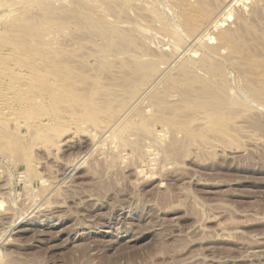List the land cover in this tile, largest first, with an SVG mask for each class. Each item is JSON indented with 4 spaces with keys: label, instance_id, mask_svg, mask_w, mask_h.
<instances>
[{
    "label": "rangeland",
    "instance_id": "374dc122",
    "mask_svg": "<svg viewBox=\"0 0 264 264\" xmlns=\"http://www.w3.org/2000/svg\"><path fill=\"white\" fill-rule=\"evenodd\" d=\"M2 4L0 264H264V0ZM236 17L248 19L245 31ZM87 18L129 30L134 50L101 40ZM180 32L190 41L174 50ZM143 50L149 63H168L132 103L127 91L155 79L134 67ZM199 58L218 65L215 76L184 77L188 61L203 75Z\"/></svg>",
    "mask_w": 264,
    "mask_h": 264
},
{
    "label": "bare ground",
    "instance_id": "6f19581e",
    "mask_svg": "<svg viewBox=\"0 0 264 264\" xmlns=\"http://www.w3.org/2000/svg\"><path fill=\"white\" fill-rule=\"evenodd\" d=\"M58 1H59V0H58ZM262 1H263V0H262ZM226 2H227V1H226ZM228 2H229V1H228ZM237 2H239V1H237ZM260 2H261V1H260ZM59 3H60V2H59ZM160 3H162V2H160ZM221 3H222V2H221ZM152 4H153V3H152ZM223 4H224V3H223ZM227 4H228V3H227ZM261 4H262V3H261ZM261 4L259 3V5H261ZM50 5H51V4H50ZM154 5H155V4H154ZM164 5H165V4H164ZM218 5H220V4H218ZM218 5H217V6H218ZM229 5H230V2H229ZM3 6H4V4L0 5L1 8H2ZM166 6H167V4H166ZM166 6H165V8H166ZM221 7H222V6H221ZM227 7H228V5H227ZM227 7H226V8H227ZM60 8H61L60 5H59V7L56 6V5H55V6H51V8L48 7V6H46V5H44V11H45V14H50V13H52L53 11H56V10H58V9H60ZM226 8H225V9H226ZM261 8H262V5H261ZM164 10H165V9H164ZM164 10H163V11H164ZM219 10H220V9H219ZM254 10H255V9H254ZM258 10H259V9H258ZM261 10H262V9H261ZM225 11H226V10H225ZM252 11H253V9H252ZM255 11H256V10H255ZM255 11H254V12H255ZM222 12L224 13V10H222ZM229 12H230V11H229ZM220 13H221V12H219V14H220ZM223 13L220 14V17L218 16L219 14H217V15L214 16V17H212L214 14H216L215 12H214V14H213L212 16H211V14H209V16H210V21L207 22V24L205 25V27H204L203 30H200V29H199V30L201 31V32L198 31L199 34L202 33L201 36L203 37V35H204L203 32H205L206 29H209V28H210V29H214L216 26H219L218 22L221 21V19H220L221 16H222V19H223L224 16H227V14L225 15V13H224V14H223ZM227 13H228V12H227ZM238 13H239V12H238ZM241 13H242V12H241ZM256 13H257V12H256ZM228 14H229V13H228ZM246 14H247V13H246ZM253 14H254V13H253ZM258 14H259V13H258ZM27 15H28V14L26 13V16H27ZM250 15H251V14H250ZM259 15H260V14H259ZM217 16L219 17V19H217V18H218ZM255 16H257V15H255ZM211 17H212V18H211ZM240 17H241V15H240ZM244 17H245V16H244ZM155 18H157V17H155ZM226 18H227V17H226ZM226 18H225V19H226ZM236 18H237V17H236ZM242 18H243V17H242ZM165 19H166V18H165ZM237 19H239V18H237ZM130 20H131V19H129V20L127 21V24H131V21H130ZM141 20H142V19H141ZM141 20H140L139 22H136V23H135V26H138L140 32H146L148 29H147V27H145V25L143 24L144 21H143V23H142ZM223 20H224V19H223ZM239 20H240V19H239ZM239 20H238V22H239V25L241 26V27H240V30L243 31L244 28H246V24L248 23V22H246V21H247L248 19H246V21H245L246 23H245L243 20H242V21H241V20L239 21ZM244 20H245V19H244ZM132 21H133V20H132ZM233 21H234V20H233ZM104 22H105V21H104ZM104 22H103V23L94 22V20L92 21L91 18H87L86 23H84V24L82 23V25L86 26L87 29H89L88 27H90V29L92 30V32L95 33V35L97 34V37H100L101 40H105V41H107L109 38L115 37V39L113 38L114 40H116V38L119 40V41L116 40L115 43H123V44H125V51H128V50L133 51V50H134V49H131V48L133 47V43H134V42H132L133 39L131 38L132 36H130V32H129L128 29H127V30H128L127 33H128V32H129V33H128V34H127V33L124 34V32L122 33V31H120L121 29L119 30V28L117 29V28H115V26L109 25V23H104ZM125 22H126V21H125ZM134 22H135V21H134ZM167 22H168V21H167ZM173 22H174V21H173ZM179 23H180V22H179ZM220 23H221V22H220ZM222 23H223V22H222ZM236 23H237V22H236ZM236 23H235V24H236ZM164 24H165V23H164ZM174 24H175V23H174ZM80 25H81V24H80ZM133 25H134V24H133ZM157 25H158V24H157ZM167 25H168V24H167ZM175 25H176V24H175ZM220 25H221V24H220ZM225 25H226V24H225ZM239 25H237V26L239 27ZM84 26H83V28H85ZM177 26H178V25H177ZM222 26H223V24H222ZM242 26H243V27H242ZM80 27H81V26H80ZM151 27H152V26H151ZM219 27H220V26H219ZM238 27H236V28H238ZM126 28H127V27H125V29H126ZM154 28H155V27H154ZM229 28H230V27H229ZM157 29H159V28H157ZM165 29H167V28L165 27ZM165 29L163 28V31H165ZM183 29H184V28H183ZM238 29H239V28H238ZM238 29H237V31L241 32V31L238 30ZM242 29H243V30H242ZM176 30H178V29L176 28ZM179 30H180V29H179ZM214 30H215V29H214ZM225 30H227V29H225ZM232 30H233V29H232ZM137 31H138V30H137ZM181 31H182V30H181ZM208 31H209V30H208ZM212 31H213V30H212ZM230 31H231V30H230ZM244 31H245V30H244ZM134 32H135V31H133V33H134ZM170 32H171V31H170ZM174 32L176 33V31H174ZM178 32H179V31H178ZM196 32H197V31H196ZM233 32H234V31H233ZM155 33H156V32H155ZM180 33H181V32H180ZM180 33L177 34V37H174V36H173V38H172V40H174V42H175V44H173L174 46H172L174 50H176V47H177V46H179V47L181 46L182 41H190V38L188 39V36H187V35L182 34L183 32L181 33L182 35H181ZM230 33H231V32H230ZM131 34H132V33H131ZM152 34H153V33H152ZM152 34H151V35H152ZM157 34H158V33H157ZM157 34H156V35H157ZM160 34L164 35V34L161 33V32H160ZM160 34H158L157 36L159 37ZM166 34L168 35V34H169V31H168V33H166ZM171 34H172V33H171ZM194 34H195V33H194ZM95 35H94V36H95ZM153 35H154V34H153ZM179 35H180V36H179ZM209 35H210V34H209ZM232 35H234V33H233ZM149 36H150V35H149ZM160 36H161V35H160ZM181 36H182V38H181ZM196 36H197V35H196ZM210 36H211V35H210ZM212 36H213V35H212ZM227 36H228V34H227ZM152 37H154V36H152ZM164 37H165V35H164ZM167 37H168V36H167ZM169 37L171 38V36H169ZM189 37H190V36H189ZM193 37H195V36H193ZM208 37H209V36H208ZM161 38H162V37H161ZM161 38H160V39H161ZM180 38H181V39H180ZM183 38H185V39H183ZM198 38H199V37H197V39H198ZM204 38H206V37H204ZM217 38H218V37H217ZM134 39H136V38L134 37ZM145 39H146V38H145ZM150 39H151V37H149V39H147V40H150ZM154 39H155V37H154ZM167 39L169 40V38H167ZM201 39H202V38H201ZM140 40H141V39H140ZM152 40H153V39H152ZM156 40H157V39H156ZM194 40H195V39H194ZM134 41H135V40H134ZM153 41H155V40H153ZM160 41H161V40H160ZM169 41H170V40H169ZM200 41H201V40H200ZM204 41H205V39H204ZM208 41H209V40H208ZM219 41H220V40H219ZM136 42H137V41H136ZM143 42H144V41H143ZM156 42L160 44L162 41H161V42H158V40H157ZM172 42H173V41H172ZM201 42L203 43V40H202ZM214 42H215V41H214ZM220 42H222V41H220ZM141 43H142V42H141ZM153 43H155V42H153ZM157 43H155V44H157ZM206 43H207V42H206ZM161 44H163V42H162ZM187 44H188V43H187ZM113 45H114V44H113ZM137 45H138V43H137ZM139 45H140V44H139ZM171 45H172V43H171ZM218 45H219V44H218ZM116 46H117V45H114L115 48H118V47H116ZM142 46H143V45H142ZM144 46H145V44H144ZM151 46H152V44H150V47H151ZM203 46H204V45H203ZM211 46H212V45H211ZM213 46H214V45H213ZM134 47H136V46L134 45ZM145 47H146V46H145ZM152 47H154V45H153ZM156 47H157V46H156ZM182 47H184V45H183ZM186 47H187V46H186ZM146 48H147V47H146ZM158 48L161 50V45H160ZM162 48H163V47H162ZM180 48H181V47H180ZM211 48H212V47H211ZM211 48H210L209 51L206 50V54H207V55H210V56H211V53H212V52H211V51H212ZM149 49H150V48H149ZM154 49H156V48H154ZM159 49H158V50H159ZM182 49H183V48H182ZM184 49L186 50L187 48L184 47ZM184 49H183V50H184ZM208 49H209V48H208ZM160 50H159V51H160ZM180 50H181V49H180ZM183 50H182V52H183ZM136 51H138V49H137ZM136 51H134V53H133V52H132V53H133V54H135V53H139V52H136ZM139 51H140V50H139ZM143 51H144V50H143ZM177 51H178V50H177ZM214 51H215V49H213V52H214ZM141 52H142V51H141ZM147 52H148V51H147ZM172 52H173V53H171V54H173V55H174V53H176V52H174L173 50H172ZM180 52H181V51H180ZM182 52H181V53H182ZM177 53H178V52H177ZM181 53H180V54H181ZM186 53H187V52H186ZM203 53H204V52H203ZM214 53H215V52H214ZM140 54H141V53H140ZM144 54H146L145 51L142 53V55H139V56H138V55H136V56L133 55L134 58H136V57L139 58V59L136 58L137 62H135V63H137V64H136L137 67H136V66H134V67H135L136 70H138V69H143V70H145V72L148 73V74L154 73V74H153V77H155V79H153V80H152L147 86H145L144 88L142 87L141 89H136V90H132V91H129V92L127 91V95H128L127 98H128L129 100H133L132 103H136V102H138L139 100L142 101L143 99H145V98H144L145 96H147V95L151 94V92H153V90H152V89L154 88V87L152 88L153 83L155 82V80H156L158 77H160V75L163 73L162 71H164V70H163L164 68H163L162 65H163V64L166 65V64L168 63V62H167V63L165 62L166 59H161V60H160V64H158L157 62H156L157 64L154 63V62H152V63H154V64L149 63V62L147 61V55H144ZM148 54H150V53L148 52ZM201 54H202V53H201ZM151 55H152V54H151ZM175 55H176V54H175ZM183 55H184V54H183ZM190 55H191V54H190ZM216 55H217V54H216ZM214 56H215V55H214ZM170 57H172V56L169 55L168 59H169ZM176 57H177V59L180 58L179 55H178V56L176 55ZM178 57H179V58H178ZM182 57H183V56H182ZM189 57H190V56H189ZM203 57H204V56H203ZM211 57H212V56H211ZM149 58H151V57H149ZM191 58H192V57H191ZM172 59L175 60V58H173V57H172ZM177 59H176V60H177ZM181 59H184V58H181ZM181 59H180V60H181ZM185 59H186V58H185ZM193 59H194V58H193ZM202 59H203L202 61H201L200 58H199V60H197V59H196V60L199 61V62H201V64L198 63V65H201V69H200V70H201V72L203 73V75H201V73H195V72H194L195 70L193 71V69L191 70V69H190L191 66L189 67V65H190L191 63H188L189 61H188V62H185V63L182 62V65L180 64L181 67L178 68V70L180 69L181 72H183V73L185 74L184 77H186V75H190V73H192L191 75H193V76H192L193 79H191V80H193V81H196V80L198 81V79H199L200 77L203 78V76L206 75V74H207V77H210V76L213 77V76H215L214 73L216 72V70H217V68H218V67H217L218 65H216V64H215V65H214V64H210L211 62L209 63V62L207 61V58H206V59H205V58H202ZM208 59H209V58H208ZM151 60H152V59H151ZM153 60H154V58H153ZM155 60H156V59H155ZM155 60H154V61H155ZM176 60H175V61H176ZM196 60H195V61H196ZM133 61H134V60H133ZM157 61H158V60H157ZM175 61H174V63H175ZM178 61H179V60H178ZM195 61H194V62H195ZM197 61H196V62H197ZM213 61H215V60H213ZM150 62H151V61H150ZM218 62H220V61H218ZM223 62H224V61H223ZM225 62H226V61H225ZM225 62H224V63H225ZM174 63L172 62V64H174ZM214 63H215V62H214ZM172 64H171V65H172ZM176 64H178V63H175L174 66H175ZM134 65H135V64H134ZM168 65H170V64H168ZM171 65H170V67H173V66H171ZM160 66H162V68H161ZM166 66H167V65H166ZM176 67H177V66H176ZM195 67H196V66H195ZM159 68H161V69L158 70ZM166 68H167V67H166ZM197 68H198V67H197ZM170 69H171V68H170ZM194 69H195V68H194ZM166 70H167V69H166ZM172 70H174V69H172ZM198 70H199V69H198ZM152 71H153V72H152ZM168 71H169V70H168ZM178 72H179V71H178ZM143 73H144V72H143ZM164 73H165V72H164ZM204 73H205V74H204ZM148 74H147V75H148ZM198 74L200 75L199 77H197ZM163 75H164V74H163ZM179 75H180V74H179ZM179 75H178V76H179ZM149 76H150V75H149ZM181 76H182V75H181ZM162 77H164V76H162ZM69 78H70V77H69ZM202 78H201V80H202ZM70 79H71V78H70ZM126 79H127V78H126ZM130 79H131V78H130ZM58 80H59V82L62 81V79H58ZM160 80H161V77H160ZM213 80H214V79H213ZM166 81H167V80H166ZM169 81H170V80H169ZM56 82L58 83V81H56ZM77 82H78V81H77ZM79 82H80V80H79ZM158 82H159V81H158ZM175 82H176V81H175ZM64 83H65V82H64ZM73 83H74V82H73ZM73 83H71V84H73ZM85 83H86V82H85ZM87 83H88V82H87ZM87 83H86V84H87ZM54 84H56V83H54ZM68 84H69V83H68ZM83 84H84V83H83ZM143 84H144V83H143ZM156 84H158V83H156ZM159 84H160V83H159ZM51 85H53V84H51ZM59 85H60V83H59ZM62 85H63V84H62ZM213 85H214V84H213ZM65 86H66V85H65ZM70 86H71V85H70ZM72 86H74V85H72ZM154 86H156V85L154 84ZM158 86H159V85H158ZM74 87H75V86H74ZM87 87H88V86H87ZM139 87H140V86H139ZM170 87H171V86H170ZM219 87H220V86H219ZM32 88H33V87H32ZM66 88H67V86H66ZM78 88H79V86H78ZM80 88H81V86H80ZM84 88H85V86H84ZM84 88H83V89H84ZM88 88H89V87H88ZM151 88H152V89H151ZM217 88H218V86H217ZM235 88H236V87H235ZM56 89H58V88H56ZM72 89H73V88H72ZM74 89H76V88H74ZM74 89H73V90H74ZM83 89H82V90H83ZM90 89H91V87H90ZM220 89H221V88H220ZM220 89H219V90H220ZM29 90H31V89H29ZM52 90H53V89H52ZM76 90H77V89H76ZM78 90H79V89H78ZM151 90H152V91H151ZM154 90H155V89H154ZM164 90H165V89H164ZM225 90H226V89H225ZM229 90H230V89H229ZM231 90H232V89H231ZM235 91H236V90H235ZM78 92H79V91H78ZM83 92H84V91H83ZM85 92H86V91H85ZM85 92H84V93H85ZM162 92H163V91H162ZM222 92H223V91H222ZM224 92H225V91H224ZM228 92H229V91H228ZM240 92H241V91H240ZM58 93H59V92H58ZM84 93H83L82 95H84ZM87 93H88V92H87ZM87 93H85L84 96H86ZM225 93H226V95H227V91H226ZM236 93H237V92H236ZM38 94H39V93H38ZM77 94H78V93H77ZM157 94H158V93H157ZM163 94H164V93H163ZM163 94H162V95H163ZM28 95H30V94H28ZM155 95H156V94H155ZM170 95H171V94H170ZM2 96H3V95H2ZM38 96H39V95H38ZM51 96H52V95H51ZM87 96H88V95H87ZM142 96H143V97H142ZM166 96H167V95H166ZM172 96H173V95H172ZM27 97H28V96H27ZM61 97H62V96H61ZM155 97H156V96H155ZM157 97H158V95H157ZM228 97H229V96H228ZM41 98H42V97H41ZM41 98H40V96H39V99H41ZM52 98H53V97H52ZM127 98H126V99H127ZM147 98H148V97H147ZM174 98H175V97H174ZM225 98H226V97H225ZM244 98H245V97H244ZM31 99H33V98H31ZM34 99H35V98H34ZM37 99H38V97H37ZM39 99H38V100H39ZM50 99H51V98H50ZM59 99H60V98H59ZM59 99H58V100H55L54 102L59 101ZM83 99H84V98H83ZM95 99H96V98H95ZM95 99H94V100H95ZM99 99H100V97H99ZM102 99H104V98L102 97ZM148 99H149V98H148ZM153 99H155V98H153ZM161 99H162V98H161ZM170 99H171V98H170ZM245 99H246V98H245ZM51 100H52V99H51ZM88 100H89V99H88ZM104 100L107 101V98L104 99ZM109 100H110V99H109ZM112 100H113V99H111V101H112ZM162 100H163V99H162ZM236 100H237V99H236ZM236 100H235V101H236ZM241 100H242V99H241ZM34 101H35V100H34ZM69 101H70V100H69ZM69 101H66V100H65V102H69ZM98 101H99V100H98ZM98 101H97V102H98ZM106 101H105V102H106ZM159 101H160V100H159ZM47 102H48V101H47ZM61 102H62V101H61ZM61 102H60V103H61ZM63 102H64V101H63ZM92 102H93V100H92ZM100 102H101V99H100ZM102 102H103V101H102ZM107 102H108V101H107ZM107 102H106V104H107ZM123 102H124V101H123ZM126 102H128V101H126ZM148 102H149V101H148ZM150 102H151V101H150ZM153 102H155V100H154ZM160 102H161V101H160ZM160 102H158V104H160ZM231 102H232V101H231ZM247 102H248V101H247ZM139 103H140V102H139ZM155 103H156V102H155ZM155 103H154V104H155ZM237 103H239V100H238ZM241 103H242V102H241ZM46 104H47V103H46ZM88 104H89V103H88ZM94 104H96V102H95ZM103 104H104V106H105V103H104V102H103ZM129 104H130V103H129ZM156 104H157V103H156ZM256 104H257V103H256ZM85 105H86V104H85ZM101 105H102V104H101ZM107 105H108V104H107ZM107 105H106V106H107ZM122 105H123V104H122ZM127 105H128V104H127ZM231 105H232V103H231ZM42 106H43V105H42ZM58 106H59V105H58ZM83 106H84V105H83ZM90 106H91V105H90ZM94 106H96V105H94ZM104 106H103V108H105ZM130 106L132 107V104H131ZM139 106H140V104H139ZM146 106H147V105H146ZM149 106H150V105H149ZM154 106H155V105H154ZM247 106H248V105H247ZM49 107H50V106H49ZM62 107H63V106H62ZM98 107H101V108H102V106H100V105H99ZM133 107H135V106H133ZM157 107H158V106H157ZM218 107H219V106H218ZM63 108H64V107H63ZM85 108H86V106H85ZM129 108H130V107H129ZM140 108H142V106H141ZM145 108H146V107H145ZM154 108H155V107H154ZM65 109H66V108H65ZM95 109H96V108H95ZM121 109H123V108L120 107V110H121ZM132 109H133V108H132ZM132 109H131V111H132ZM138 109H139V108H138ZM142 109H143V108H142ZM219 109H220V108H219ZM259 109H260V108H259ZM14 110H15V109H14ZM31 110H32V109H31ZM67 110H68V109H67ZM70 110H72V109H70ZM76 110H77V109H76ZM81 110H82V109H81ZM91 110H92V108H91ZM91 110H90V111H91ZM128 110H130V109H128ZM261 110H262V109H261ZM261 110H260V111H261ZM121 111H122V110H121ZM131 111L128 112V114L131 113ZM119 112H120V111H119ZM123 112H126L125 109H124ZM132 112H133V111H132ZM146 112H147V111H146ZM64 113H65V112H64ZM71 113H72V112H71ZM134 113H135V112H134ZM141 113H142V112H141ZM126 114H127V113H126ZM126 114H124V115H126ZM131 114H132V113H131ZM138 114H139V113H138ZM11 115H12V113H11ZM31 115H32V114H31ZM58 115H59V114H58ZM115 115H116V114H115ZM119 115H120V113H119ZM119 115H118V116H119ZM121 115H122V114H121ZM139 115H140V114H139ZM148 115H149V114H148ZM118 116H117V118H119ZM126 116H128V115H126ZM126 116H125V118H126ZM38 117H39V116H38ZM120 117H121V116H120ZM139 117H140V116H139ZM30 118H31V117H30ZM35 118H36V117H35ZM122 118H123V117H122ZM122 118H121V119H122ZM125 118H124V119H125ZM129 118H130V117H129ZM132 118H133V117H132ZM143 118H144V117H143ZM108 120H109V119H108ZM116 120H117V119H116ZM116 120H115V121H116ZM21 121H22V119L20 120V123L23 125V123H22ZM115 121H114V123H115ZM107 122H108V121H107ZM107 122H106V123H107ZM109 122H110V121H109ZM111 122H112V121H111ZM116 122H117V121H116ZM32 123H33V122H32ZM104 123H105V121H104ZM114 123H113V124H114ZM91 124H92V123H91ZM118 124H120V123H118ZM118 124H117V125H118ZM122 124H123V122H122ZM111 125H112V124H111ZM111 125H109V126H111ZM23 126H24V125H23ZM41 126H42V125H41ZM99 126H100V125H99ZM103 126H104V125H103ZM106 126H107V125H106ZM119 126L121 127V125H119ZM84 127H85V126H84ZM88 127H90V126H88ZM114 127H115V126H114ZM114 127H113V128H114ZM24 128H25V127H24ZM97 128H98V130H99V127H97ZM101 128H102V126H101ZM101 128H100V129H101ZM103 128H104V127H103ZM105 128H106V127H105ZM105 128H104V129H105ZM113 128H112V129H113ZM72 129H73V128H72ZM92 129L94 130V127H93ZM104 129H103V130H104ZM112 129H111V130H112ZM115 129H116V128H114V130H115ZM19 130H20V129H19ZM83 130H84V129H83ZM85 130H86V129H85ZM105 130H106L105 132H107V130H109V127H108V129H105ZM118 130H119V129H118ZM134 130H137V129H134ZM150 130H151V129H150ZM112 131H113V130H112ZM80 132H81V131H80ZM88 132H89V131H88ZM94 132H95V131H94ZM98 132H100V131H98ZM101 132H102V131H101ZM32 133H33V131H32ZM32 133H31V134H32ZM76 133H77V132H76ZM89 133L93 134V133H92V130H91V132H89ZM22 134H23V133H22ZM87 134H88V133H87ZM87 134H86V135H87ZM103 134H104V133H103ZM33 135H34V134H33ZM33 135H32V136H33ZM149 135H150V134H149ZM95 136H97V135L95 134ZM108 136H109V135H108ZM88 137H89V136H88ZM91 137H93V136H91ZM99 137H100V136H99ZM102 137H104V136L102 135ZM121 137H122V136H121ZM121 137H119V139H120V141H121V140L123 141L124 138L121 139ZM137 137H138V136H137ZM95 138H96V137H95ZM95 138H92V139H95ZM97 138H98V137H97ZM131 138H132V136H131ZM131 138H130V139H131ZM139 138H140V137H139ZM144 138H145V137H144ZM144 138H143V139H144ZM119 139H118V140H119ZM141 139H142V138H141ZM141 139H140V140H141ZM148 139H149V138H148ZM154 139H155V137H154ZM95 140H96V139H95ZM97 140H98V139H97ZM101 140H103V139H101ZM126 140H127V139L125 138V141H126ZM131 140H132V139H131ZM90 141H91V139H90ZM93 141H94V140H93ZM120 141H119V142H120ZM122 141H121V142H122ZM133 141H134V140H133ZM54 142H55V141H54ZM69 142H70V141H69ZM69 142H68V143H69ZM88 142H89V141H88ZM103 142H104V141H103ZM109 142H110V141H109ZM139 142H140V141H139ZM144 142H145V141H144ZM92 143H93V142H92ZM113 143H114V142H113ZM117 143H118V142H117ZM122 143L124 144V142H122ZM122 143H120V144H122ZM142 143H143V142H142ZM142 143H139L140 145H139V144H138V145L141 146ZM152 143H153V142H152ZM104 144H105V143H104ZM123 144H122L121 146H125V145H123ZM144 144H145V143H144ZM100 145H101V144H100ZM102 145H103V144H102ZM126 145H128V147L131 148V145H132V144L129 145V143H128V144L126 143ZM135 145H136V142H135ZM135 145H134V148H135ZM147 145H148V144H147ZM147 145H146V147H147ZM113 146H114V145H113ZM149 146H150V145H149ZM153 146H154V145H153ZM96 147H97V146H96ZM101 147H102V146H101ZM101 147H100V148H101ZM126 147H127V146H126ZM126 147H124V148H126ZM128 147H127V148H128ZM144 147H145V146H144ZM163 147H164V146H163ZM100 148H99V149H100ZM111 148H112V147H111ZM138 148H139V147H137V150H134V151H135V152H136V151L139 152V151H138ZM43 149H44V148H43ZM94 149H95V148H94ZM131 149H132V151H133V148H131ZM142 149H144L143 146H142ZM145 149H146V148H145ZM88 150H90V149H88ZM164 150H165V148H164ZM43 151H44V150H43ZM52 151H53V150H52ZM118 151H119V149H118ZM144 151H145V150H144ZM47 152H48V151H47ZM47 152H46V153H47ZM102 152H103V150H102ZM140 152H141V151H140ZM145 152H146V151H145ZM148 152H149V151H148ZM49 153H50V152H49ZM85 153H86V152H85ZM47 154H48V153H47ZM131 154H132V153H131ZM133 154H134V153H133ZM137 154H138V153H137ZM139 154H140V153H139ZM88 155H89V154H88ZM135 155H136V154H135ZM98 156H99V155H98ZM142 156H143V155H142ZM95 157H96V156H95ZM102 157H103V156H102ZM138 157H139V155H138ZM79 159H80V158H79ZM84 159H85V158H84ZM99 159H100V158H99ZM137 159H138V158H137ZM142 159H143V158H142ZM134 160H135V159H134ZM77 161H78V160H77ZM82 161H83V160H82ZM134 162H135V161H134ZM65 165H66V164H65ZM76 165H79L78 162H77ZM76 165H75V166H72V163H71V166L69 167V172H70V171L72 172L73 170L75 171V168H77ZM91 166H92V164H91ZM65 168H66V167H65ZM91 170H92V169H91ZM66 172H67V171H66ZM38 189H39V188H38ZM31 190H32V189H31ZM40 192H41V191H40ZM31 193H32V192H31ZM32 196H33V195H32ZM29 202H30V201H29ZM32 205H33V204H32ZM5 211H6V210H5Z\"/></svg>",
    "mask_w": 264,
    "mask_h": 264
}]
</instances>
